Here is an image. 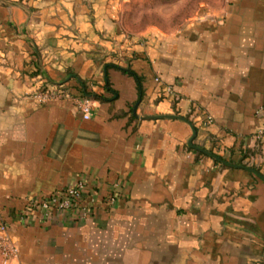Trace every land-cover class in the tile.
<instances>
[{"label":"crops","instance_id":"crops-1","mask_svg":"<svg viewBox=\"0 0 264 264\" xmlns=\"http://www.w3.org/2000/svg\"><path fill=\"white\" fill-rule=\"evenodd\" d=\"M112 18L104 0H0L10 264H264V181L187 144L194 129L193 144L264 177V0H222L174 36ZM45 87L89 97L91 117L40 102ZM79 180L80 207L28 210Z\"/></svg>","mask_w":264,"mask_h":264},{"label":"rangeland","instance_id":"rangeland-1","mask_svg":"<svg viewBox=\"0 0 264 264\" xmlns=\"http://www.w3.org/2000/svg\"><path fill=\"white\" fill-rule=\"evenodd\" d=\"M104 1L120 32L144 36H174L198 16L219 11L222 5V0Z\"/></svg>","mask_w":264,"mask_h":264},{"label":"built area","instance_id":"built-area-1","mask_svg":"<svg viewBox=\"0 0 264 264\" xmlns=\"http://www.w3.org/2000/svg\"><path fill=\"white\" fill-rule=\"evenodd\" d=\"M36 97L40 102L68 98L75 102L84 119H88L92 115L93 104L89 97L84 95L73 96L62 87L55 90L45 87L36 94ZM84 187V182L79 180L70 186L56 189L47 195L27 199V208L37 212L40 220H45L57 212L71 211L82 205ZM113 201L114 198L112 196L107 199L108 204ZM87 210V207H82L83 217L86 216ZM17 254L18 247L13 241L7 238L0 239V255L4 264H10V261L15 259Z\"/></svg>","mask_w":264,"mask_h":264},{"label":"water","instance_id":"water-1","mask_svg":"<svg viewBox=\"0 0 264 264\" xmlns=\"http://www.w3.org/2000/svg\"><path fill=\"white\" fill-rule=\"evenodd\" d=\"M170 117H175V118H179V119L185 120L184 118H182L180 116H170ZM185 121H187V120H185ZM194 136H195V130L193 129V134L187 141V144H188L189 147H191L193 149H196L197 151H200V152H202V153L214 158L215 160H217V161H219V162H221L223 164H226V165H229V166H232V167H240V168L247 169V170L257 174L264 181V177L260 173H258L253 167L229 163V162L223 160L221 157L215 155L214 153H212V152H210V151H208V150H206V149H204V148H202V147H200L198 145L193 144L192 140H193Z\"/></svg>","mask_w":264,"mask_h":264},{"label":"trees","instance_id":"trees-1","mask_svg":"<svg viewBox=\"0 0 264 264\" xmlns=\"http://www.w3.org/2000/svg\"><path fill=\"white\" fill-rule=\"evenodd\" d=\"M130 73L133 74L137 78V80H139L138 76L135 73H133V72H130ZM85 93H86V91H85Z\"/></svg>","mask_w":264,"mask_h":264}]
</instances>
